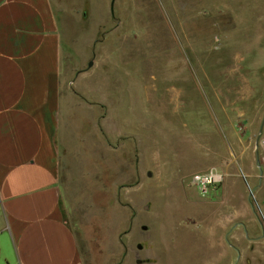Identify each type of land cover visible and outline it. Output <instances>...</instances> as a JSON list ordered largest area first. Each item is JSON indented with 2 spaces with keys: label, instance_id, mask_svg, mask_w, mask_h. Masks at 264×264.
Returning <instances> with one entry per match:
<instances>
[{
  "label": "rangeland",
  "instance_id": "obj_1",
  "mask_svg": "<svg viewBox=\"0 0 264 264\" xmlns=\"http://www.w3.org/2000/svg\"><path fill=\"white\" fill-rule=\"evenodd\" d=\"M71 1L90 15L71 36L73 46L96 63L94 80L113 85L122 138L137 146L144 172L139 179L134 174L131 191L116 187L127 177V164L135 169L132 161L122 160L121 152L99 156L81 149L85 132L75 130L62 207L76 233L79 264H139L147 254L144 243L163 235L165 205L187 215L210 200L189 177L202 167L201 157L207 163L201 172L214 168L228 175L215 185L219 202L227 191L233 207H251V219L264 233V176L257 178L256 150L264 118L259 1ZM105 9L107 20L98 27ZM98 53L106 55L103 62ZM101 137L118 144L102 129ZM172 174L175 182L166 183Z\"/></svg>",
  "mask_w": 264,
  "mask_h": 264
},
{
  "label": "crops",
  "instance_id": "obj_2",
  "mask_svg": "<svg viewBox=\"0 0 264 264\" xmlns=\"http://www.w3.org/2000/svg\"><path fill=\"white\" fill-rule=\"evenodd\" d=\"M258 1L264 79V0ZM106 9L98 27L107 20ZM85 10L71 0H0V264H79L76 233L62 207L76 129L85 132L81 149L99 156L121 152L122 160L132 161L135 169L127 164V177L116 187L129 192L134 174L144 176L137 146L122 138L117 102L109 92L113 85L108 89L104 79L94 80L96 63L71 41L76 28L87 26ZM93 40L90 36L88 47ZM100 55L103 62L105 54ZM101 129L118 142L115 147L101 137ZM205 160L201 157L202 167L190 178L218 173L201 172ZM221 176L223 181L228 175ZM200 194L210 200L187 215L171 202L165 205L163 235L144 243L147 254L137 258L139 264H264L263 228L251 219L252 208L233 207L227 191L220 206L215 185Z\"/></svg>",
  "mask_w": 264,
  "mask_h": 264
},
{
  "label": "built area",
  "instance_id": "obj_3",
  "mask_svg": "<svg viewBox=\"0 0 264 264\" xmlns=\"http://www.w3.org/2000/svg\"><path fill=\"white\" fill-rule=\"evenodd\" d=\"M256 150H257V158L258 162L260 163V168L264 173V118L261 126V130L259 132L257 142H256ZM260 170V178L264 175ZM264 178V177H263ZM222 181V176L216 172H207L204 174H198L191 178V184L199 189L201 193L205 192L207 185H216ZM249 198L255 202L254 194L248 189Z\"/></svg>",
  "mask_w": 264,
  "mask_h": 264
},
{
  "label": "water",
  "instance_id": "obj_4",
  "mask_svg": "<svg viewBox=\"0 0 264 264\" xmlns=\"http://www.w3.org/2000/svg\"><path fill=\"white\" fill-rule=\"evenodd\" d=\"M111 12H112V11H111ZM91 65H92V64L90 63V64H89V67H91ZM260 130H261V128H260Z\"/></svg>",
  "mask_w": 264,
  "mask_h": 264
}]
</instances>
